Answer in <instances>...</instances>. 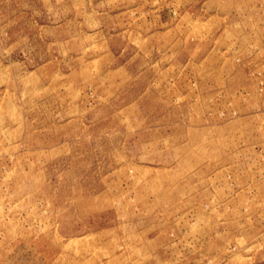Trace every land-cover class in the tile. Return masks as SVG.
I'll list each match as a JSON object with an SVG mask.
<instances>
[{
  "label": "rangeland",
  "instance_id": "374dc122",
  "mask_svg": "<svg viewBox=\"0 0 264 264\" xmlns=\"http://www.w3.org/2000/svg\"><path fill=\"white\" fill-rule=\"evenodd\" d=\"M185 2L0 0V264H264V0Z\"/></svg>",
  "mask_w": 264,
  "mask_h": 264
},
{
  "label": "crops",
  "instance_id": "0c3cea01",
  "mask_svg": "<svg viewBox=\"0 0 264 264\" xmlns=\"http://www.w3.org/2000/svg\"><path fill=\"white\" fill-rule=\"evenodd\" d=\"M169 1H172V0H169ZM178 0H173V2L175 3V2H177ZM191 2L190 3H188V2H185L184 4H183V6H184V10H186V8H187V6L189 5V4H194V2L196 1V0H190ZM209 3H211V7H209L208 5H209ZM204 5V7H206V10H205V12H206V14H207V16H209V15H211V13L210 12H213L212 10L214 9V6L212 5V2H210V0H200V4H199V6L200 7H202ZM189 8H192V7H189ZM173 9H176L175 8V5H169V8H168V15H169V17L171 16V14L173 13L172 12V10ZM234 11V10H233ZM234 14L236 15L237 13L234 11ZM170 25V29H176L175 28V26H176V22L175 23H173V26H172V28H171V25L172 24H169ZM263 46H264V36H263Z\"/></svg>",
  "mask_w": 264,
  "mask_h": 264
},
{
  "label": "built area",
  "instance_id": "2783aa9c",
  "mask_svg": "<svg viewBox=\"0 0 264 264\" xmlns=\"http://www.w3.org/2000/svg\"><path fill=\"white\" fill-rule=\"evenodd\" d=\"M261 11L264 13V3L261 5ZM262 24L264 25V15L261 20Z\"/></svg>",
  "mask_w": 264,
  "mask_h": 264
}]
</instances>
